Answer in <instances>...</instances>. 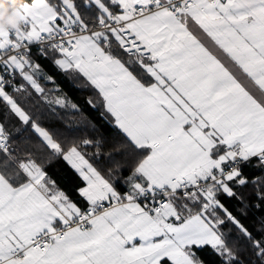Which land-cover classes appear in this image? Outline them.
I'll use <instances>...</instances> for the list:
<instances>
[{"label": "snow or ice", "instance_id": "obj_1", "mask_svg": "<svg viewBox=\"0 0 264 264\" xmlns=\"http://www.w3.org/2000/svg\"><path fill=\"white\" fill-rule=\"evenodd\" d=\"M20 10L19 28H0V100L76 172L86 207L37 163L39 144L14 155L0 114V264H203L198 252L206 248L220 264H243L228 224L264 264V228L256 238L219 198L243 203L236 189L264 188L241 167L253 158L264 167V0H23ZM45 44L59 54L53 64L81 74L114 126L145 153L131 167L129 192L121 195L76 144L65 150L6 91L30 88L47 104L80 110L46 94L59 89L46 90L41 79L55 78L31 58L35 45L47 58ZM17 75L25 83L13 84ZM141 197L149 202L142 206ZM256 199L264 203V191Z\"/></svg>", "mask_w": 264, "mask_h": 264}, {"label": "trees", "instance_id": "obj_2", "mask_svg": "<svg viewBox=\"0 0 264 264\" xmlns=\"http://www.w3.org/2000/svg\"><path fill=\"white\" fill-rule=\"evenodd\" d=\"M20 2L22 3L23 0H20ZM81 11L82 14H85V10L81 9ZM94 13L95 9L91 13H86V15L93 16ZM38 48L39 45L31 47L32 60L39 63L43 72L54 77L56 81L55 84H51L45 83L41 79L42 85L46 90L59 89V91H46L49 99L55 96L66 97L70 102L78 105L80 110L75 111L71 108L47 104L30 88L28 89L30 95L28 93H14L11 87H7L6 91L12 94L21 103V106L34 119L40 122L53 135L54 139L61 143L65 150L71 145L76 144L101 174L114 184L119 193L125 194L129 192L130 186L127 183V177L130 175L131 167L145 153L136 152L114 126V118L105 111L98 91L81 74L61 72L53 64L54 59L59 58V54L51 51L47 45H44V49L48 53L47 58H45L38 55ZM116 54L121 59H127V56L123 52L117 51ZM136 71L139 70L137 69ZM23 83L25 82L18 75L13 81L15 85ZM89 99L95 105L94 108L89 106ZM5 113L7 114V119L4 120L6 128L11 135L13 147L17 149L14 155L24 158L26 154L25 145L29 143L39 144V140L31 128L23 125L14 115L10 114L7 105L4 101L0 100V114ZM3 118L0 115V119ZM83 139L100 141L104 147L98 153L95 146H82L80 142ZM39 146V151L32 152L37 163H40L44 167L49 177L56 182L61 190L66 192L73 202L82 208L86 207V201L77 192V188L84 186V182L61 156L52 154L42 144H39ZM107 151H112L113 153L118 151L127 152L128 155H117L113 160H109L106 155ZM258 165L259 161L253 158L247 164H242L241 167L245 175L250 179L256 177L264 179V167ZM125 166L128 168L127 171L125 170ZM7 171L11 173L16 170L14 167H10ZM236 191L243 197V203L235 197L229 198L223 194L219 198L259 239L261 234L257 229L264 228V223H262L264 221V203L256 199V192L264 191V188L253 187L252 184H249L244 188L236 189ZM253 204H262V206L261 208H255L252 207ZM190 206L193 208V211L199 209L198 204ZM219 214L223 216L222 212H219ZM223 230L230 233L227 239L234 250L243 249L239 251V259L243 264H261L247 242L243 239H238L240 237L238 229L228 224ZM198 256L203 261V264H220L219 257L212 255L210 248H206L203 252H198Z\"/></svg>", "mask_w": 264, "mask_h": 264}, {"label": "clouds", "instance_id": "obj_3", "mask_svg": "<svg viewBox=\"0 0 264 264\" xmlns=\"http://www.w3.org/2000/svg\"><path fill=\"white\" fill-rule=\"evenodd\" d=\"M20 0H0V28H19L23 22Z\"/></svg>", "mask_w": 264, "mask_h": 264}, {"label": "built area", "instance_id": "obj_4", "mask_svg": "<svg viewBox=\"0 0 264 264\" xmlns=\"http://www.w3.org/2000/svg\"><path fill=\"white\" fill-rule=\"evenodd\" d=\"M45 45H47V44H45ZM140 200L143 202V204H146L149 202L148 200H145L143 197H141ZM108 206L109 205L107 203H105V207H108Z\"/></svg>", "mask_w": 264, "mask_h": 264}, {"label": "crops", "instance_id": "obj_5", "mask_svg": "<svg viewBox=\"0 0 264 264\" xmlns=\"http://www.w3.org/2000/svg\"><path fill=\"white\" fill-rule=\"evenodd\" d=\"M121 195H123V194H121ZM138 202L141 203L142 206L144 205L143 202L140 199H139Z\"/></svg>", "mask_w": 264, "mask_h": 264}]
</instances>
